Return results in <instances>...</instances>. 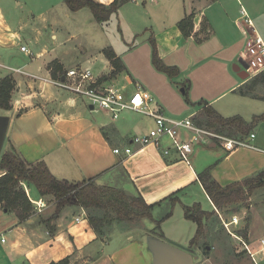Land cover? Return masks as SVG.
<instances>
[{"label": "crops", "instance_id": "0c3cea01", "mask_svg": "<svg viewBox=\"0 0 264 264\" xmlns=\"http://www.w3.org/2000/svg\"><path fill=\"white\" fill-rule=\"evenodd\" d=\"M93 1L111 5L115 0ZM216 6H220V11L214 10ZM244 12L251 17L264 39V0H128L109 22L116 20L124 33L127 28L133 43L126 44L131 50L135 49L136 39L142 37L144 43L151 45L153 57L151 40L155 39L164 63L179 68L181 72L174 79L166 75L169 81L164 83H169L174 90L180 88L179 92L184 94L187 88L189 93L183 105L174 106L171 101L169 103L168 93L171 91L161 90L158 84L149 81L143 74L130 73L125 65L126 71L122 73L127 75L125 85L120 90L130 95L136 85L142 86L154 96L165 115L176 119L199 113L205 104L212 106L225 118L243 116L235 106L245 105L246 100L250 99L248 97L264 101L263 98L242 92L248 81L234 70L239 58L244 57ZM240 14L241 18L238 16ZM151 15L156 18L153 20ZM190 15H194V27L191 36L185 38L178 25ZM204 22L210 26L212 36L197 42L196 37L202 35ZM45 23L52 29H59L54 18ZM28 26L21 18L16 24L13 23L0 4V50L9 51L20 44L28 48L38 47L37 37L23 34ZM24 54L29 57L25 62L11 65L0 62V79L11 75L16 85L11 110L0 109V115L10 118L7 139L22 158L30 164L45 162L60 181L78 184L95 179L98 186L119 188L130 195L139 193L149 205H156V220L155 214H161L164 207L171 205L170 198L177 196L181 202L175 206L173 216L162 224L164 241L191 252L195 264H254L240 240L224 231L213 230V246L208 250L202 252L199 247L190 248L198 225L186 218L184 207L200 204L204 211L214 213V221L210 219L209 224L216 222L220 227L215 217L219 216L220 221H223L222 209L219 210L207 195L199 174L213 167L214 180L226 187L264 172V122L254 129L257 133L252 147L226 152L217 141L195 144L188 163L181 160L174 150L165 156L154 146L140 148L132 145L133 137L147 133L154 127L153 119L134 111L123 112L116 119L109 112L94 109L87 100L58 88L53 80L73 69H68L61 57L48 59L46 51L37 52V56ZM103 56L106 72H99L96 77L108 79L104 81L106 86L117 88L118 76L112 78L114 68ZM13 60L15 58L10 57V62ZM55 62L63 66L64 75L54 79L52 65ZM196 70L202 71L204 83L215 82V87H219L220 91L211 95L194 94L197 79L190 74ZM186 74L191 78H187ZM232 96L236 98L230 101V107L220 109V103ZM252 119L245 120L251 123ZM189 136V132H182V137ZM167 144L170 147V143ZM127 146L134 150L131 156L123 152ZM116 149H121L122 153L116 154ZM24 188L34 206L30 218L21 222L15 214L0 207V264H51L67 258H86L88 264H153L148 245L150 236L146 231L151 232L155 223L152 222V229L145 223L142 228L118 229L110 236V240H105L99 238L87 222V214L83 209L82 213H76L66 207L59 216H55V213L51 215L52 231L47 223L41 221L42 218L40 221L36 218L40 215L36 211L38 202L48 197H42L34 186L24 185ZM258 192L250 198L249 207L245 205L238 212L240 222L235 227L248 228V237H240L252 251L258 250L259 240L264 237V197L261 196L257 201ZM201 195L212 211L203 208L199 199ZM178 207L184 211L185 232L180 236V223L178 229V223L171 225ZM49 209L48 205L41 214L47 215ZM79 217L81 223L76 222ZM224 220L230 221L231 218ZM205 233L207 235V231ZM112 244L117 246L112 249ZM257 259L264 264L261 255Z\"/></svg>", "mask_w": 264, "mask_h": 264}, {"label": "trees", "instance_id": "16d2710c", "mask_svg": "<svg viewBox=\"0 0 264 264\" xmlns=\"http://www.w3.org/2000/svg\"><path fill=\"white\" fill-rule=\"evenodd\" d=\"M127 2L128 0H115L111 5H104L93 0H65L67 7L72 12H79L86 8L90 9L99 24L109 22L112 16L117 14ZM193 19L194 15L187 16L178 25L185 38L191 36L194 27ZM212 33L208 23L204 22L202 35H197L196 41L203 42L209 39ZM151 44L153 46V64L155 68L171 79L179 77L181 74L179 68L166 65L160 57L155 39L152 38ZM103 53L114 68L112 78L126 71L121 58L117 56L112 48L105 49ZM52 75L54 79L58 78V75H64L63 66L58 62L52 65ZM263 77L264 73L252 79L251 88H248L250 86L249 81L242 88V92L252 95L251 91L254 90L256 82ZM15 86V80L11 75L0 79L1 110H11L12 94ZM188 93L189 90L186 88L185 95L187 98ZM193 121L197 126L212 130L216 134L232 139H245L254 132L259 124L264 122V114L254 116L252 122L249 123L242 116L225 118L212 106L205 104L203 109L193 118ZM212 170L213 167H209L200 173L199 180L207 195L219 210L235 204L245 203L255 191L264 188V172L223 187L214 180ZM0 172L3 173L0 176V207L9 213L15 214L21 222L26 221L34 213L33 203L24 185L34 186L42 197H52L56 201L55 216H59L64 208L73 205H78L87 212L104 210L105 215L103 217L88 216L91 227L99 237H104L109 233L112 235L115 231L113 229L117 225L150 220L155 223V228L150 232V235L164 240L162 224L173 216L175 206L181 202L179 197H171V210L161 219L156 220L154 218L156 205H149L139 193L130 195L119 188L98 186L95 179L78 184L60 181L55 178L45 162L28 163L13 146L2 153ZM184 208L186 218L198 225L196 235L190 242V248H195L206 234L204 220H209L214 213L204 211L200 204ZM47 225L50 230H54L50 224L47 223ZM111 228L113 229L111 230ZM242 236L244 238L248 237V228L245 229ZM67 262L68 259H65L62 264Z\"/></svg>", "mask_w": 264, "mask_h": 264}, {"label": "rangeland", "instance_id": "374dc122", "mask_svg": "<svg viewBox=\"0 0 264 264\" xmlns=\"http://www.w3.org/2000/svg\"><path fill=\"white\" fill-rule=\"evenodd\" d=\"M0 4L3 5L7 15L9 16V18L12 20L13 23L16 24L17 20L21 18L25 23L29 25L28 28L23 32V34H27L33 38L35 37L38 38L39 40L38 47L37 46L36 47L30 46L29 48L27 47L28 50L34 56H37V52L46 51L49 54L47 56L48 59L61 57L64 60L66 67L68 69L75 68L77 67V65H81L85 69H91L94 75L98 76L99 72L105 73L107 67L105 63L106 60L103 56L104 54L103 50L107 49L108 47H111L121 58V60L123 61L124 65L126 66L127 70L130 73L134 72L135 74H139V73L143 74L145 78H147L149 81H153L155 84H158L161 90H164L165 92L171 91V93L169 92L170 94L168 93V96L170 97L169 103L171 101L172 105L174 106L176 105L178 107L180 103L181 105H183L185 99L187 100L186 95L182 91L179 92L180 88H177L178 90L177 89L174 90L175 88L173 86L172 88H170L171 86L169 85V83H164L165 81H169L168 77L165 74L158 72V70L155 68L153 64L151 45L149 43H144L142 37H138L136 39V44L134 45L135 49L131 50L130 49L131 47L127 46L126 44V43H130V44L133 43V40L129 38L130 35L127 33V28L124 33L123 28L119 27V24L116 22V20H112V22H108L107 25H100L95 20L90 9L86 8L78 13L71 12L65 3V0H0ZM214 10L216 12L220 11V6H216ZM238 16H240L241 18V14ZM53 18L57 22L55 23V25H58L59 29L58 27L56 29H52L46 25L45 22L52 21ZM151 18H153L154 20L156 17L155 15H151ZM142 22L145 23V21ZM258 32L260 33L259 28H258ZM53 36H56V39H53ZM21 46L22 44L9 51L0 50V56H1L0 62H3V64L6 65H11L15 63H22L29 60V57L21 52ZM242 53L244 54V56H246V58L249 59V53L246 50L245 43H243L242 45ZM10 57L15 58V60H13V62H10ZM242 58L246 62V59L244 57ZM235 74L237 73L235 72ZM126 75L127 73H122L118 75L116 82V85L118 86L117 88L121 89V87L125 85ZM190 75L194 76V78L197 79L196 86L193 91L194 94L206 93L208 95H211L217 91H220L219 87H215V82L212 83L203 82V77H202L203 73L201 70H196L194 73ZM186 76H188L187 78L190 77L188 74H186ZM255 77L257 76L248 75L246 79L248 82L250 81L249 84L250 86H248V88H251L252 86L251 83H253L251 80L254 79ZM106 80L108 81V79L106 78L101 79V81L103 82ZM251 94L255 97L264 99V77L256 82L255 88L253 91H251ZM234 98L236 97L232 96L221 102L219 105L220 109L225 107H230V101ZM248 98L250 99L246 100L245 105L235 106V109H239L240 112L243 113V116H245V117L242 116L243 118L247 120H251L253 116L255 115L259 116L264 113V101L254 99L253 97H248ZM10 148H11L10 142L6 138L3 152ZM255 192L253 193L252 196H254ZM258 193L259 196L257 201H259L261 196L264 197V190L259 189ZM199 199L205 210L212 211V208L210 207V205L208 204V202L206 201L203 195H201ZM254 199L256 200V197H254ZM44 200L46 201V207H48V205L50 207L48 214L42 215L36 210L37 213L40 214L37 215L36 218L38 221H40V218H42L41 219L42 222L44 221L45 223H48L52 226V222L50 218L53 213H56V208H55L56 201L54 199H51L50 197ZM249 200H247L245 203H240V204H236L235 206L232 205L223 208L222 212L224 219L226 220L230 218L232 219L234 216L238 217V212H240L241 208H243L245 205L249 207L250 205L248 203ZM255 200L254 202H256ZM69 207L72 210H75L76 213H82L83 208H81L78 205H73ZM166 210L167 211L171 210V205L164 207L161 210V214L160 212L159 213L157 212L155 214L157 219L158 218L161 219L163 216H165L167 214ZM85 212L87 214L86 219H88L89 215L100 216V217H103L105 215L104 210H92L89 212L87 211ZM183 212L184 211L182 207L180 208L178 207L175 218L171 222V225H174V223L175 224L178 223L177 229L180 223V227L178 229V232L180 233L179 236L181 234H184L185 232L183 231V226H184ZM212 217L210 219L214 221V218ZM215 219L219 220L220 227L216 222L215 223L212 222L211 224H209V220H204L205 232L207 231V235H205V237H203L200 240L197 246L200 248V250H202V252L208 250V248H211L213 246L212 244H213L214 229L217 230L218 232L224 231L227 234L229 233L224 227L223 223L220 221V217L217 216V218L215 217ZM88 221L89 220H87V222ZM144 221L145 222H140V223H123L121 224L122 226L117 225L115 226L114 229L111 228V230L112 229L115 231L118 229L126 230L129 227L142 228L143 223H145V225L149 229L153 228V223L150 220H144ZM232 229L239 236H241L242 233L245 231L244 228L239 229L234 227ZM146 232L148 236H153L150 235L151 234L150 232L148 231ZM110 236L111 234L109 233L106 236L99 238H105V240H110L109 239ZM116 246L117 244H112L111 248L113 249ZM62 261L53 262L51 264H62ZM66 264H88V263L86 258H84L80 260L68 259V262Z\"/></svg>", "mask_w": 264, "mask_h": 264}, {"label": "built area", "instance_id": "2783aa9c", "mask_svg": "<svg viewBox=\"0 0 264 264\" xmlns=\"http://www.w3.org/2000/svg\"><path fill=\"white\" fill-rule=\"evenodd\" d=\"M242 23L245 29L246 50L249 53V59L244 56L248 65L246 72L250 76H258L264 73V39L246 12L243 13ZM21 50L29 55L32 54L26 46H22ZM11 70L15 71V69ZM53 83L58 88L87 100L94 109L111 113L116 119L126 111H134L153 119L154 127L147 133L133 137L132 145L140 148L154 146L165 156L170 155L174 150L181 160L188 163L195 144H210L217 141L226 152H233L239 148L252 147V142L256 138L254 132L245 139H232L216 134L194 123L193 118L197 114L184 119L169 117L164 114L154 96L142 86L136 85L135 90L127 95L120 89L106 86V83L96 77L91 69H85L82 66L67 71L63 77L53 80ZM183 131L189 132L190 136L182 137ZM167 143H170V147ZM114 152L121 154L122 150L116 149ZM123 152L126 156H131L134 150L131 146H127ZM45 208L46 202L39 201L36 210L42 213ZM76 222L81 223V218H77ZM222 222L229 234L240 240L254 264H261L257 256L261 255L264 259V237L259 240L258 250L252 251L232 229L239 225L237 216L230 221L223 219Z\"/></svg>", "mask_w": 264, "mask_h": 264}, {"label": "water", "instance_id": "95a60500", "mask_svg": "<svg viewBox=\"0 0 264 264\" xmlns=\"http://www.w3.org/2000/svg\"><path fill=\"white\" fill-rule=\"evenodd\" d=\"M247 63L241 57L234 70L239 73L240 77L247 79ZM10 126V118L0 115V158L3 153L4 145ZM149 249L153 256V264H195L194 256L191 252L176 247L160 238L150 236L148 239Z\"/></svg>", "mask_w": 264, "mask_h": 264}]
</instances>
